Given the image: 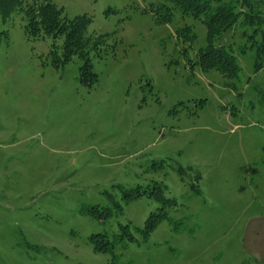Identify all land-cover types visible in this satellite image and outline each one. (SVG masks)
I'll use <instances>...</instances> for the list:
<instances>
[{"label":"rangeland","instance_id":"1","mask_svg":"<svg viewBox=\"0 0 264 264\" xmlns=\"http://www.w3.org/2000/svg\"><path fill=\"white\" fill-rule=\"evenodd\" d=\"M162 2L53 0L70 19H92L87 38L109 35L90 54L92 89L78 57L52 66L53 40L28 38L23 11L0 19V264H111L90 236L113 240L126 224L135 233L160 204H123L106 223L83 207H111L104 193L120 199L117 185L155 183L178 205L148 242L118 243L115 264H264V66L255 73V51L240 50L253 30L221 38L242 69L229 80L193 66L207 30L177 11L159 25L150 10ZM185 25L193 45L176 39Z\"/></svg>","mask_w":264,"mask_h":264},{"label":"trees","instance_id":"2","mask_svg":"<svg viewBox=\"0 0 264 264\" xmlns=\"http://www.w3.org/2000/svg\"><path fill=\"white\" fill-rule=\"evenodd\" d=\"M163 2L151 8L159 25H168L174 20V12L177 11L182 17H191L200 22L207 30L206 46L198 51V60L193 66H198L203 72L218 71L229 80H238L241 74V66L238 57L234 54V46L222 45L221 38L224 34L231 32L236 26L253 30L248 36L252 43L249 47L240 48L242 53L249 50L255 51L254 72L258 73L264 66V0H162ZM23 11L26 26L25 33L28 38H50L53 44L50 48L52 66L63 69L70 64L75 57L82 60L80 67L79 82L82 86L92 89L98 83V76L94 72V66L90 54L92 51H100L105 45L109 35L97 37H86V32L92 19L88 15H79L72 19L65 16L63 8H58L53 0H33L27 4L25 0H0V19L6 24L16 12ZM117 11L107 10V14ZM177 41L182 44L193 45L197 41L194 27L185 25L175 32ZM260 36L259 43H253ZM8 38V33L0 32V44L3 39ZM62 39L59 47L57 41ZM248 50V51H247ZM187 54V50L185 51ZM164 167V162L153 163L152 169L157 171ZM182 177L183 168L178 169ZM118 195L105 192L104 194L112 203L111 207L99 205L83 207L81 214L92 219L106 223L112 218L124 213L123 204H129L143 197L160 204V208L150 214L141 229L135 233L131 225H120V234L111 240L107 234L99 233L90 236L89 241L97 254H110L112 263L115 264L118 256L115 248L120 242L140 243L148 242L152 234L164 220L168 219V210L175 208L176 200L167 198L162 184L155 183L152 187L137 186L127 189L121 185L114 186ZM174 230H179L181 223L173 222Z\"/></svg>","mask_w":264,"mask_h":264}]
</instances>
